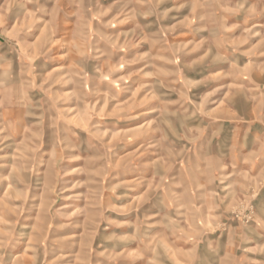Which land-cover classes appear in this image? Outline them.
<instances>
[{
	"label": "rangeland",
	"instance_id": "374dc122",
	"mask_svg": "<svg viewBox=\"0 0 264 264\" xmlns=\"http://www.w3.org/2000/svg\"><path fill=\"white\" fill-rule=\"evenodd\" d=\"M0 264H264V0H0Z\"/></svg>",
	"mask_w": 264,
	"mask_h": 264
}]
</instances>
